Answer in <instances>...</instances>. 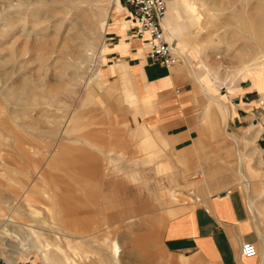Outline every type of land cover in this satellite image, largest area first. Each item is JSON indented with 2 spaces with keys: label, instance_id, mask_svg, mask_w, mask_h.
Returning <instances> with one entry per match:
<instances>
[{
  "label": "rangeland",
  "instance_id": "rangeland-1",
  "mask_svg": "<svg viewBox=\"0 0 264 264\" xmlns=\"http://www.w3.org/2000/svg\"><path fill=\"white\" fill-rule=\"evenodd\" d=\"M34 1L18 8L17 0H0V207L8 200L17 211L5 240L17 246L25 238L27 249L1 253L15 264H115V241L118 264H209L198 254L170 253L162 243L165 223L208 196L201 168L214 171L213 194L241 180L230 170L235 164L220 161L233 145L217 115L206 121L212 112L204 113L208 97L199 93L181 120L161 127L163 136L176 139L175 147L149 146L145 134H134L143 121L134 114L137 105L123 100L118 77L109 75L97 87L100 69L106 74L105 53L92 27H106L118 0ZM186 1L201 48L194 63L200 72L203 64L212 72L201 73L206 84L225 87L264 71V0ZM113 16L104 43L109 25L120 18ZM89 43L94 56L88 55ZM214 91L219 97L225 88ZM247 126L232 119L223 129L241 139ZM259 144L254 146L261 149ZM262 171L254 177L252 196L264 190V165ZM25 228L40 234L45 259L30 249L35 238Z\"/></svg>",
  "mask_w": 264,
  "mask_h": 264
},
{
  "label": "crops",
  "instance_id": "crops-1",
  "mask_svg": "<svg viewBox=\"0 0 264 264\" xmlns=\"http://www.w3.org/2000/svg\"><path fill=\"white\" fill-rule=\"evenodd\" d=\"M186 2L181 0L180 5L184 7L181 13L188 20L192 17ZM172 3L173 0H167V12L171 10ZM111 14L120 18L113 19L109 25L105 37L107 48L104 42L101 46L105 53L102 64L106 74L100 69L96 79L97 87L102 82L106 83L109 75L118 77L116 80L120 83L123 100L126 98L132 105H137L134 114L140 115L137 118L143 121L142 124L137 123L135 136L142 133L146 136L145 143L152 139L153 145L159 143L175 147L178 144L176 139L170 138V133L163 136L161 127L171 126L181 120L188 104L201 93L208 97L204 113L212 111L210 117L205 113L206 121L212 123L213 116L217 115L222 125L221 133L233 145L229 158L226 160L223 157L220 161L223 164H235L230 169L232 175L241 178L236 186L213 194L207 188L211 186L210 179L214 171L198 165L208 182V187L201 186L202 193L208 196L203 198L200 206L165 223L162 229L163 246L170 253L198 254L209 264H264V190L252 196L253 182L256 181L254 177L263 172L264 165V71L258 70L239 77L234 81L237 85L234 82L225 87L220 82H217L219 85L206 84L201 77V67L195 65V59L190 60L184 45L171 38L164 19V29L169 40L178 51L181 50L179 53L183 64L180 67L185 65L177 71L173 70L175 67L168 70L147 57L143 40L134 37L133 21L119 2L108 16L105 32ZM190 81L193 83L192 89ZM214 88H225L224 94L221 92L218 97ZM232 119L237 124L248 125L241 139L223 129ZM256 140L260 142L261 149L254 146ZM196 142L197 146L202 144ZM193 146L196 149V144ZM243 146L251 148L243 151ZM218 170L221 168L215 166V171ZM242 242L254 243L258 255L253 259H244L240 254ZM190 260L195 262L198 259Z\"/></svg>",
  "mask_w": 264,
  "mask_h": 264
},
{
  "label": "bare ground",
  "instance_id": "bare-ground-1",
  "mask_svg": "<svg viewBox=\"0 0 264 264\" xmlns=\"http://www.w3.org/2000/svg\"><path fill=\"white\" fill-rule=\"evenodd\" d=\"M28 0H17L18 4L16 5L18 8H21L23 6H28L29 3L27 2ZM180 1L181 0H173V3L171 4L170 8L171 10L167 12V0H166V10H165V14H164V17L162 19V27L164 29V24H163V21L165 19V22L167 24V27L169 29V32H170V35H171V38L173 40H176L178 41V43L182 44L185 46V49H186V52L190 58V60L192 59H195V58H198L200 56V52H201V48L199 46V44L197 43V40H196V37L195 35L193 34L192 32V28H193V22L195 21L192 17L191 19H188L186 20L184 14H182L179 10L180 8ZM10 2V1H9ZM8 2V4H10ZM35 2V3H34ZM33 4L37 5V4H40V0H36L34 1ZM31 3V1H30ZM7 4V5H8ZM31 4V5H33ZM9 6V5H8ZM11 6V5H10ZM9 6V7H10ZM13 7V6H11ZM10 7V8H11ZM18 14V13H17ZM101 14H102V17L104 18H107L108 14H106L105 12H102L101 11ZM128 14V12H127ZM180 14H182V18L180 19ZM28 16L32 17V18H38L37 15H39V13L37 12H34V11H29L27 13ZM26 16V15H24ZM166 16V18H165ZM21 17V16H20ZM35 18V19H36ZM29 20V17H24V24L25 22H27ZM45 20V19H44ZM43 20V21H44ZM35 21V20H34ZM196 22V21H195ZM45 23V22H44ZM33 24V23H32ZM31 24V25H32ZM38 25V24H37ZM58 30V29H57ZM92 30H93V35L95 36H98L99 35V38L101 39V42L103 43L104 42V30H105V23L102 22V24L100 26H97V27H92ZM29 35V34H28ZM164 35H165V39L166 41H168L170 44H173L170 40H169V37L168 35L166 34V31L164 29ZM175 46V45H173ZM91 45L90 43L88 44V55L89 56H94L93 54V51H91ZM176 47V46H175ZM177 49V48H176ZM263 49H264V44H263ZM9 50V49H8ZM11 52V49L9 50ZM179 51H181L179 49ZM96 66V65H95ZM203 67V70L202 72L204 71H208L209 73L212 74V72H210V70L208 69V67L206 65H202ZM90 72H93L90 71ZM200 72V73H202ZM4 78V77H3ZM215 81H218L217 77L215 76L214 77ZM5 80V79H4ZM6 82V81H5ZM149 146H152L153 145V141L151 139H148L146 141ZM154 146V145H153ZM241 165V164H240ZM205 174V173H204ZM202 175V180L200 181L204 186L208 187V182H207V179L205 177V175ZM209 189V188H207ZM25 194V193H23ZM195 192H191V195H194ZM210 194V193H209ZM27 195V194H25ZM174 192L171 193V196L172 197H175L174 196ZM206 197V196H205ZM2 201V200H1ZM8 212H6V211ZM35 211L32 212V214H35V215H38L39 212L38 210L34 209ZM17 211H14V209L12 208L11 204L9 203V201L7 200L4 204H3V207H0V219H2L3 221H5V224L3 226H0V231H3L2 234H0V241L2 243H4L6 241V247L5 248H1L0 247V250L3 251V250H6V249H9L10 251H12V253H16V252H19V253H22L24 251H26L27 249H25L24 247V242H25V238L21 239L23 240V244H19V245H14L13 243H9L8 240H5V238H7L9 235L7 233V229H6V225L9 226L8 224H11L13 222V220L10 218V215L12 216L13 214H15ZM40 220V219H39ZM10 230V229H9ZM24 232H26V234H29L31 233L35 239H32V243L30 244V249H33V248H37L38 251L42 254V256H44V259H45V256L43 254V251L42 249L40 248L42 246V248L44 247L42 244H40V234H38L35 230L31 229V228H25L24 229ZM58 239H60V237H57ZM10 239V238H9ZM47 247H49V245H47ZM58 247V246H57ZM111 249L113 251V254H112V260H113V263L115 264H118V245L117 243L114 241L112 242V245H111ZM120 250V249H119ZM0 251V253H1ZM3 255V254H2ZM4 256V255H3ZM5 257V256H4ZM6 258V257H5ZM253 259V258H252ZM7 260V264H15L16 260H13V259H8L6 258Z\"/></svg>",
  "mask_w": 264,
  "mask_h": 264
},
{
  "label": "built area",
  "instance_id": "built-area-1",
  "mask_svg": "<svg viewBox=\"0 0 264 264\" xmlns=\"http://www.w3.org/2000/svg\"><path fill=\"white\" fill-rule=\"evenodd\" d=\"M133 21L134 37L143 40L147 57L155 64L172 69L182 63V56L173 44L165 39L162 19L166 0H118ZM240 254L244 259L258 255L257 247L251 242H242ZM0 264H7L0 253Z\"/></svg>",
  "mask_w": 264,
  "mask_h": 264
}]
</instances>
